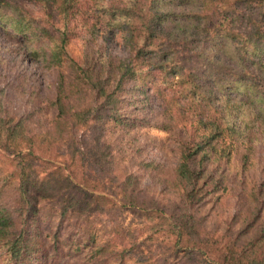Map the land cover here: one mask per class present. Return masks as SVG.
I'll use <instances>...</instances> for the list:
<instances>
[{"label":"trees","instance_id":"obj_1","mask_svg":"<svg viewBox=\"0 0 264 264\" xmlns=\"http://www.w3.org/2000/svg\"><path fill=\"white\" fill-rule=\"evenodd\" d=\"M0 30L23 60L58 71L49 124L36 103L20 115L5 107L25 90L0 73V264L57 263L45 249L57 252L62 223L93 215L110 230L97 250L120 263L134 246L130 225L114 218L121 207L139 208L148 230L161 223L173 248L202 251L213 264H264V183L231 165L249 135L264 141V0H0ZM73 40L82 42L77 57ZM108 123L148 124L174 138L169 176L141 164L175 197L166 216L153 212L154 197L138 203L148 194L138 177L111 175ZM99 127L105 139L91 152L79 132ZM221 190L238 203L213 239L201 207ZM46 201L57 206L51 227ZM120 237L129 250L113 245Z\"/></svg>","mask_w":264,"mask_h":264},{"label":"rangeland","instance_id":"obj_2","mask_svg":"<svg viewBox=\"0 0 264 264\" xmlns=\"http://www.w3.org/2000/svg\"><path fill=\"white\" fill-rule=\"evenodd\" d=\"M105 45H110L114 53L122 55V47L112 45L103 38ZM17 45L0 30V73L8 76L4 81H12L14 86L23 85V92L16 91L11 97L10 105L5 104L9 111L17 114L32 110V103L37 104V116L45 123H50L54 119V112L48 105V99L53 95L54 88L49 87L57 77V70L45 69L39 65L30 64L16 51ZM82 47L81 41L73 40L68 49L72 56L77 57ZM66 74V72H65ZM50 88V89H49ZM39 93L37 96H29L27 93ZM100 128V127H99ZM106 138L111 141L113 147L111 153L115 156L111 169H114L111 175H125V172L138 177L141 187L148 190L146 198H140L138 203L151 197L158 200V204L153 207V212L166 216V211L170 208V203L174 201V195L165 190V182L156 183L150 179L148 171L142 169V163L155 162L161 166V171L157 179H163L169 176L171 169L176 163V153L174 150V138L168 132L158 129L154 126L143 124L131 128L129 126L114 125L108 123L105 126ZM105 139L103 128L95 130H82L79 136L83 137V142L89 151L96 152V144L99 136ZM252 135L246 138L236 149L231 161L232 173L246 176L252 183H264V141L254 138L250 141ZM102 139V138H101ZM256 140V141H255ZM244 153L249 154L248 159L244 158ZM102 180V179H101ZM149 188V189H148ZM264 188V187H263ZM235 192L229 190L215 193L208 197L201 207V214L206 218L205 230L213 235V239L219 237L224 229L225 219L235 212L236 203ZM41 215L47 217L49 223L45 225L56 224L55 213L57 206L52 201H46L42 204ZM142 207V206H139ZM120 213H115V220L121 222L125 228L130 225V233L133 235V244L130 252L120 255L119 258L106 253H101L97 247L103 245L108 239L110 230L104 227L102 215H93L89 219L67 218L59 232L58 249L47 247L45 257L47 259L57 260L55 264H213L199 250L187 249L178 245L173 248L171 238H165L166 233L161 228V223L156 224L155 228L148 230L144 220L139 212L135 210L122 209ZM244 213L240 215L236 225H241ZM264 219V213H263ZM50 227L47 231H51ZM88 227V228H87ZM149 227V226H148ZM107 230V231H106ZM124 236V235H123ZM47 242H51V237L44 236ZM118 250H129L126 237H121L113 243ZM55 253V255H54ZM54 257V258H53ZM49 261V263H51ZM42 264H48V261Z\"/></svg>","mask_w":264,"mask_h":264}]
</instances>
